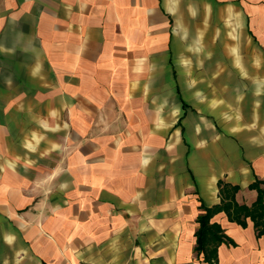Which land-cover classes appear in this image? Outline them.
<instances>
[{
  "label": "crops",
  "instance_id": "0c3cea01",
  "mask_svg": "<svg viewBox=\"0 0 264 264\" xmlns=\"http://www.w3.org/2000/svg\"><path fill=\"white\" fill-rule=\"evenodd\" d=\"M264 180V0H0V264H211L219 181ZM216 264H264L226 211Z\"/></svg>",
  "mask_w": 264,
  "mask_h": 264
},
{
  "label": "trees",
  "instance_id": "16d2710c",
  "mask_svg": "<svg viewBox=\"0 0 264 264\" xmlns=\"http://www.w3.org/2000/svg\"><path fill=\"white\" fill-rule=\"evenodd\" d=\"M251 188L257 190L256 200L249 206L240 204L236 200V193L239 186L232 185L225 181H219V193L221 195V203L213 207H206L205 213L199 215L200 223L197 230V249L203 251L205 258L216 264L217 247L224 240V235L221 233V227L215 222H211V216L219 211H226L231 220L245 225V218L250 216L254 221L258 235L264 232V180L256 179L251 185Z\"/></svg>",
  "mask_w": 264,
  "mask_h": 264
}]
</instances>
